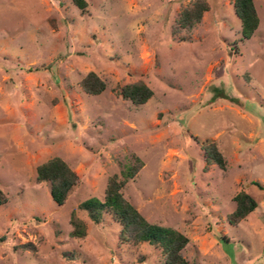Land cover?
<instances>
[{
    "label": "rangeland",
    "instance_id": "1",
    "mask_svg": "<svg viewBox=\"0 0 264 264\" xmlns=\"http://www.w3.org/2000/svg\"><path fill=\"white\" fill-rule=\"evenodd\" d=\"M190 1L86 0L82 12L72 0H0V264H163L153 245L122 243L111 215L94 223L79 209L134 155L143 165L124 197L184 233L192 264H264V0L248 39L233 0H206L200 23L173 34ZM90 71L100 94L80 87ZM136 81L153 90L141 105L117 93ZM206 139L225 170L205 162ZM52 156L79 176L61 205L35 180ZM240 190L258 205L232 225ZM73 212L82 238L70 235ZM27 242L36 250L15 248Z\"/></svg>",
    "mask_w": 264,
    "mask_h": 264
},
{
    "label": "trees",
    "instance_id": "2",
    "mask_svg": "<svg viewBox=\"0 0 264 264\" xmlns=\"http://www.w3.org/2000/svg\"><path fill=\"white\" fill-rule=\"evenodd\" d=\"M82 11L87 8L86 0H72ZM233 8L236 16L241 22V33L243 38H250L259 26V16L254 0H233ZM209 10V3L206 0H192L181 8L177 15L172 33L177 34L184 29H192L200 23L204 12ZM80 87L88 94H100L106 83L95 72H88L81 80ZM117 93L134 105L146 103L152 96L153 90L144 82H129L117 89ZM232 102H239L238 99L219 92ZM204 160L206 163L217 165L225 170L227 159L215 140L206 139L201 142ZM140 157L134 155L133 162L121 174L109 176L103 198H88L79 204V209L84 210L88 218L99 223L103 213L109 214L120 225L119 239L128 245H138L147 242L159 249L163 264H192L182 253L189 243V238L179 230L161 225L156 222H149L142 213L131 204L123 195L122 189L129 179L133 178L142 167ZM35 180L48 182L52 200L61 205L65 203L70 190L79 182L78 174L60 156H52L41 162L36 167ZM260 186V183L255 182ZM235 207L228 214L227 220L232 225H237L243 218L251 213L258 205L256 199L244 190H240L233 197ZM8 202V196L0 187V204ZM70 224L72 230L70 235L82 238L86 235L85 223L77 218L75 212L71 214ZM3 240V238H1ZM19 249L35 251L36 247L32 242L15 246Z\"/></svg>",
    "mask_w": 264,
    "mask_h": 264
}]
</instances>
